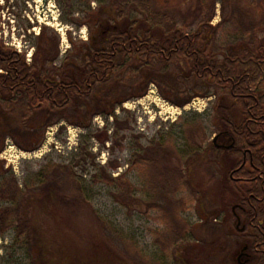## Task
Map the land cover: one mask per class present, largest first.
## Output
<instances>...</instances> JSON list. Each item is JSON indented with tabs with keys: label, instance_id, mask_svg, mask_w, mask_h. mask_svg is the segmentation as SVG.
<instances>
[{
	"label": "rangeland",
	"instance_id": "374dc122",
	"mask_svg": "<svg viewBox=\"0 0 264 264\" xmlns=\"http://www.w3.org/2000/svg\"><path fill=\"white\" fill-rule=\"evenodd\" d=\"M100 3L106 1L0 0V43L31 62L47 25L55 64L77 59L91 35L106 27L90 12ZM161 3L185 31L212 14V44L219 55L238 51L252 36L242 27L259 24L264 15L261 0ZM129 17L141 19L144 12ZM156 66L157 77L141 97L144 83L135 85L143 66L132 61L92 95L51 114L38 109L24 120L0 102V209L10 204L14 180L21 191V233L15 227L0 232V264L246 262L245 245L238 246L244 224L220 194L233 159L214 149L231 142L219 120L225 89L196 80L182 65L155 61L151 68ZM41 119L54 122L27 134L26 124L34 127ZM41 136L40 147L32 150ZM153 153L159 160L138 163ZM128 188L125 204L120 199ZM174 199L183 209L170 214L166 208Z\"/></svg>",
	"mask_w": 264,
	"mask_h": 264
},
{
	"label": "trees",
	"instance_id": "16d2710c",
	"mask_svg": "<svg viewBox=\"0 0 264 264\" xmlns=\"http://www.w3.org/2000/svg\"><path fill=\"white\" fill-rule=\"evenodd\" d=\"M105 1L90 12L99 26L106 24V27L91 35L86 49L77 59L69 58L55 64L47 49V25H42L37 36L31 62L27 61L25 53L0 43V102L9 113L17 112L24 120L38 109L51 114L78 97L92 95L98 84H107L119 69L132 61L143 66L135 85L140 87L144 83V90L138 93L140 97L157 77L159 67L151 68L155 61L159 65H182L196 80L223 87L224 97L218 104L220 127L222 135L231 142L214 144V149L233 161L227 167L228 178L220 194L224 193L227 198L223 199L227 207L238 211L239 214L233 212V218L241 217L245 225V229L240 230L242 242L238 246L247 244L252 256L242 264H264V88L261 85L264 79V15L259 24L255 20L249 27L241 24L243 31H251L252 36L243 41L238 51L219 55L212 44V14L190 32L178 26L175 13L161 0ZM261 3L264 5V0ZM135 10L144 12V18H130ZM190 100L189 97L178 104L182 106ZM53 122L41 119L34 127L26 124L27 134H36L39 129L44 131ZM42 141L43 136L32 150L39 148ZM137 160L147 163L159 159L153 153ZM20 192L14 180L10 204L0 209V232L15 227L20 235L17 223ZM130 192L128 188L123 194L120 199L123 203L128 204ZM0 197L4 198L1 189ZM180 208L183 209L182 203L174 199L166 209L171 214ZM179 220L176 222L183 226Z\"/></svg>",
	"mask_w": 264,
	"mask_h": 264
},
{
	"label": "flooded vegetation",
	"instance_id": "af4514ba",
	"mask_svg": "<svg viewBox=\"0 0 264 264\" xmlns=\"http://www.w3.org/2000/svg\"><path fill=\"white\" fill-rule=\"evenodd\" d=\"M242 229H245V225H243ZM242 254L246 256V260L251 259L252 254L250 253V250L247 244L243 247Z\"/></svg>",
	"mask_w": 264,
	"mask_h": 264
},
{
	"label": "water",
	"instance_id": "95a60500",
	"mask_svg": "<svg viewBox=\"0 0 264 264\" xmlns=\"http://www.w3.org/2000/svg\"><path fill=\"white\" fill-rule=\"evenodd\" d=\"M217 137H218V135L214 138V142L216 141Z\"/></svg>",
	"mask_w": 264,
	"mask_h": 264
},
{
	"label": "built area",
	"instance_id": "2783aa9c",
	"mask_svg": "<svg viewBox=\"0 0 264 264\" xmlns=\"http://www.w3.org/2000/svg\"><path fill=\"white\" fill-rule=\"evenodd\" d=\"M11 148V147H10Z\"/></svg>",
	"mask_w": 264,
	"mask_h": 264
}]
</instances>
